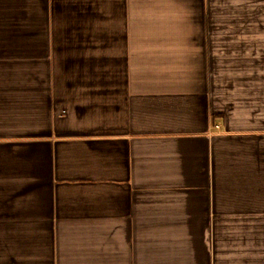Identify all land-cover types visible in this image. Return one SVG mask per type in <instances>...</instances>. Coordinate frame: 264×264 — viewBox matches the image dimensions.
<instances>
[{
	"label": "crops",
	"instance_id": "0c3cea01",
	"mask_svg": "<svg viewBox=\"0 0 264 264\" xmlns=\"http://www.w3.org/2000/svg\"><path fill=\"white\" fill-rule=\"evenodd\" d=\"M242 1L0 0V264H264Z\"/></svg>",
	"mask_w": 264,
	"mask_h": 264
},
{
	"label": "rangeland",
	"instance_id": "374dc122",
	"mask_svg": "<svg viewBox=\"0 0 264 264\" xmlns=\"http://www.w3.org/2000/svg\"><path fill=\"white\" fill-rule=\"evenodd\" d=\"M241 18H234L235 25L241 26L240 32H234V36L240 37L241 43L253 45L256 43L257 60L253 63H237L231 68L234 76L226 75L216 81L221 84L226 93L234 89L236 96L235 104L242 107L250 103L252 106L264 104V0H243ZM240 18V19H239ZM248 29L247 33L242 30ZM238 30V27H237ZM248 41V42H246ZM241 49L244 48L241 45ZM238 70V72H237ZM232 73V72H231ZM223 75V76H224ZM233 76V77H232ZM236 90V91H235ZM226 98V97H225Z\"/></svg>",
	"mask_w": 264,
	"mask_h": 264
}]
</instances>
